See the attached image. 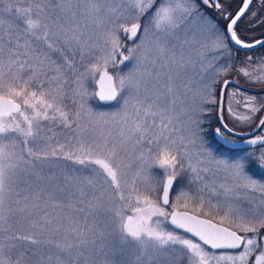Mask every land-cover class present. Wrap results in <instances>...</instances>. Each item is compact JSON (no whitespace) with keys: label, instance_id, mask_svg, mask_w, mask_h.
<instances>
[{"label":"snow or ice","instance_id":"6c2138e0","mask_svg":"<svg viewBox=\"0 0 264 264\" xmlns=\"http://www.w3.org/2000/svg\"><path fill=\"white\" fill-rule=\"evenodd\" d=\"M245 21L264 0H0V264H264Z\"/></svg>","mask_w":264,"mask_h":264},{"label":"flooded vegetation","instance_id":"af4514ba","mask_svg":"<svg viewBox=\"0 0 264 264\" xmlns=\"http://www.w3.org/2000/svg\"><path fill=\"white\" fill-rule=\"evenodd\" d=\"M239 4H240V0H231L232 9H235L236 7H238ZM240 30H241L242 36L246 40H254V39L264 38V26L252 28L249 26V22L245 21L243 24L240 25ZM246 53L252 54L254 56V58L260 57V56L264 55V48L258 47L256 49L241 50L239 55L241 57H243ZM234 78L239 81L238 87L245 89L249 94H257V93L264 92V86L246 83L244 78L239 76V75H235ZM226 121L229 123L230 127H234V129L237 132L241 133L240 136H235L232 138L237 140L238 142H240L241 147H244L243 141L247 139V135H245V134L250 133L252 131V127H254V126L239 125L234 120H231L230 118H228L227 115H226ZM213 124H214V126H218L216 124V121H213ZM209 138H210L213 145H215L218 142V138L213 139L211 136ZM259 175L264 176V173H260Z\"/></svg>","mask_w":264,"mask_h":264},{"label":"rangeland","instance_id":"374dc122","mask_svg":"<svg viewBox=\"0 0 264 264\" xmlns=\"http://www.w3.org/2000/svg\"><path fill=\"white\" fill-rule=\"evenodd\" d=\"M93 103H94V105L98 104L101 108H104V109H107V110H111V108H112L111 104L110 105H104L101 102H97V101H94ZM177 231H179V230H177Z\"/></svg>","mask_w":264,"mask_h":264},{"label":"water","instance_id":"95a60500","mask_svg":"<svg viewBox=\"0 0 264 264\" xmlns=\"http://www.w3.org/2000/svg\"><path fill=\"white\" fill-rule=\"evenodd\" d=\"M102 104H104V105H110V104H107V103H105V102H101ZM181 231V230H180Z\"/></svg>","mask_w":264,"mask_h":264}]
</instances>
